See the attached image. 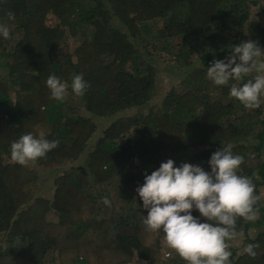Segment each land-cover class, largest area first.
I'll use <instances>...</instances> for the list:
<instances>
[{"label":"trees","instance_id":"1","mask_svg":"<svg viewBox=\"0 0 264 264\" xmlns=\"http://www.w3.org/2000/svg\"><path fill=\"white\" fill-rule=\"evenodd\" d=\"M258 1L0 0V23L10 28L9 39L0 36V264L157 263L164 234L142 223L147 210L137 187L168 159L174 167L186 162L210 172L211 155L228 144L244 158L238 174L252 179L259 197V218L236 221L245 244H259L257 254L230 247V261L264 264V101L248 109L230 97L233 83L251 77L226 86L207 77L212 61L224 60L243 38L251 3L262 12L264 50V0ZM50 14L55 20L49 23ZM156 18L162 20L153 36L162 42L157 48L184 74L183 86L147 105L157 67L144 57L151 50L143 30ZM69 35L79 39L72 52ZM81 73L90 85L81 96L90 115L50 98L46 86L54 74L71 87ZM132 106L144 109L115 117L87 146L97 126L92 115L112 117ZM26 133L59 140V146L21 166L11 159L10 145ZM84 150L79 164H68ZM38 166L56 171L51 196L38 194ZM51 212L55 219L48 218ZM191 214L205 222L198 210ZM169 261L186 264L174 250Z\"/></svg>","mask_w":264,"mask_h":264},{"label":"clouds","instance_id":"2","mask_svg":"<svg viewBox=\"0 0 264 264\" xmlns=\"http://www.w3.org/2000/svg\"><path fill=\"white\" fill-rule=\"evenodd\" d=\"M7 16L15 19L13 12ZM0 36L10 38L6 24L0 23ZM207 77L217 86L251 77L242 85L233 83L229 95L244 107L257 109L264 101V50L252 40L230 46L224 60H213L207 67ZM46 86L56 101H63L68 94L69 84L54 74L48 76ZM89 87L82 73L73 75L72 93L83 96ZM58 146L59 140L26 133L11 143V159L21 166L35 164ZM232 149V144L224 145L211 155L210 172L186 162L174 167V161L168 159L136 189L147 210L142 223L150 231L163 232L167 246L186 264H231L227 241L238 235L237 218L251 222L259 218L255 185L251 178L238 174L244 158ZM102 202L110 205L107 198ZM193 209L205 222L191 214ZM17 244L22 246L19 238ZM258 247V243H249L243 251L255 257Z\"/></svg>","mask_w":264,"mask_h":264},{"label":"rangeland","instance_id":"3","mask_svg":"<svg viewBox=\"0 0 264 264\" xmlns=\"http://www.w3.org/2000/svg\"><path fill=\"white\" fill-rule=\"evenodd\" d=\"M258 2H262V0H259ZM262 17V12L259 9L258 3H251L250 5V15L249 19L246 23V29L243 35V38L238 42H246L248 40H252L256 42L259 46V35H258V23ZM55 18H53L50 14L49 16V23L53 22ZM114 26L115 27H121L124 26L118 19L114 17ZM144 25V24H143ZM162 25V20L160 18L156 19H151L148 20L145 24V28L143 30V33L146 38H149V43H148V49L151 50V54H144V57L147 59H151V61L155 64L157 67V80H156V87L155 91L152 94L151 98L148 101L147 105H150L155 102H160L161 99L163 98L164 94L166 91H168L171 87H176L180 88L183 86L181 79L183 78L184 74L181 75L182 73L178 72L176 69H178L174 64L173 60L169 57V53H165L162 50H158V46L162 44L160 40H156L153 36L156 32V28L158 26ZM144 27V26H143ZM124 30L126 28L123 27ZM127 31V30H126ZM130 39L135 43L134 39L130 37ZM67 49L68 52H72L73 48L79 43V39L75 38L74 36H68L67 37ZM153 43L156 45L154 46ZM237 43V44H238ZM152 44V45H151ZM76 57L72 55V59L74 60ZM194 59H197V56L194 55ZM3 61L0 60V69L4 70L3 66ZM5 71V70H4ZM65 102H67L68 106H72L75 108V110L79 111V113H82L83 115H90V111L85 109L84 103L82 102L81 96H77L71 91V87L69 86L68 89V94L65 98ZM144 109V106H132L129 108H126L125 110L119 111L112 117H107V116H97V115H92L94 121L96 122V128L92 132L91 136L88 139L87 146H93V140L92 138L98 137L101 133L102 130L108 125L109 122H111L112 119L119 115L123 114H132L134 112H137L139 110ZM86 151L84 150L81 152L80 157L77 159L72 160L68 164H79L82 159L85 157ZM137 154V153H136ZM134 160L138 161V155H135ZM54 168V167H53ZM52 173H49L47 171V168H43L38 166V171H39V186H40V191L38 194L44 195V196H51L52 191L54 188V184L52 182V178L54 174H56V171L52 169ZM261 195L264 197V185L261 187ZM116 191L111 190L110 191V196L111 198H115ZM54 212H51L48 215V218L50 219H55L56 215L53 214ZM255 230V229H253ZM229 244V250L231 251L230 247L236 248V252H241L244 247L246 246L244 242V234L242 232H239L237 237L235 239L227 241ZM162 249H161V258L157 263H150L147 261L143 260H138L136 258H133L131 262H128L127 264H181L180 262H172L169 261L170 257L172 255V249L169 248L166 244V241L164 237L162 238ZM24 248V244L22 243L21 245L17 246V249L21 251ZM168 253V254H167ZM31 264V262L27 263Z\"/></svg>","mask_w":264,"mask_h":264},{"label":"built area","instance_id":"4","mask_svg":"<svg viewBox=\"0 0 264 264\" xmlns=\"http://www.w3.org/2000/svg\"><path fill=\"white\" fill-rule=\"evenodd\" d=\"M145 172V171H144Z\"/></svg>","mask_w":264,"mask_h":264}]
</instances>
